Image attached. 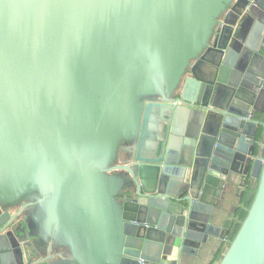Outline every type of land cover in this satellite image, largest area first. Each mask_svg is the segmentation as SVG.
Here are the masks:
<instances>
[{"label": "water", "instance_id": "obj_1", "mask_svg": "<svg viewBox=\"0 0 264 264\" xmlns=\"http://www.w3.org/2000/svg\"><path fill=\"white\" fill-rule=\"evenodd\" d=\"M258 114L264 0H0V264H45L5 208L38 181L87 225L83 264H198L251 179L219 264H264Z\"/></svg>", "mask_w": 264, "mask_h": 264}, {"label": "crops", "instance_id": "obj_2", "mask_svg": "<svg viewBox=\"0 0 264 264\" xmlns=\"http://www.w3.org/2000/svg\"><path fill=\"white\" fill-rule=\"evenodd\" d=\"M166 84L168 82L164 81L163 86L166 87ZM166 88H169L168 94L172 99L178 98V92H173L170 85ZM123 142L124 139L119 140L118 148ZM125 144V147L130 146L129 142ZM118 159L106 165L115 162L124 164L127 160L124 151L120 161H117ZM256 186L257 181L251 179L235 198H227L228 200L223 202L225 212L220 223L229 229L230 234L246 212L248 201L251 200L249 194L255 191ZM112 187L113 189L107 188L111 195L116 186ZM57 192V188L48 182L38 181L35 187L20 192L17 200L6 204L5 208H8L12 215L19 214L20 218H23L24 232L21 237H29L34 245L30 256L47 259L45 264H83L93 252L89 241L90 231L83 221L73 216H65V212H61L62 200L60 201L61 197ZM227 236L225 239L214 238L208 246L202 247L198 264H218L229 242Z\"/></svg>", "mask_w": 264, "mask_h": 264}, {"label": "trees", "instance_id": "obj_3", "mask_svg": "<svg viewBox=\"0 0 264 264\" xmlns=\"http://www.w3.org/2000/svg\"><path fill=\"white\" fill-rule=\"evenodd\" d=\"M257 119L260 120L263 123L259 127L258 134H257V140L259 142L258 148H259V152L261 153L264 150V114H258ZM251 203H252V200L248 201V207L246 209V212L244 213V215H243L242 219L240 220V222L235 226L234 230L232 231L230 239H229L228 246H229L230 242L232 241L233 237L236 235L237 231L239 230L242 222L244 221V219H245V217L247 215V211H248L249 207L251 206ZM228 246L225 249V252L227 251ZM225 252H224V254H225ZM224 254L222 256H220L219 263H220L221 259L223 258Z\"/></svg>", "mask_w": 264, "mask_h": 264}, {"label": "rangeland", "instance_id": "obj_4", "mask_svg": "<svg viewBox=\"0 0 264 264\" xmlns=\"http://www.w3.org/2000/svg\"><path fill=\"white\" fill-rule=\"evenodd\" d=\"M178 57H179V56H178ZM152 87L154 88V87H156V86L153 85ZM166 87H168V84H166ZM125 125H126V124H125ZM125 127H126V126H122V130H121V131H123V130L125 129ZM121 131H120V132H121ZM125 143H126V142H125V140H124V142L122 143V146H126ZM120 149H121V148H120ZM111 154L114 155V152L111 153ZM124 156H126V157L128 158V154H127L126 152H124ZM109 157H111V155H109ZM111 162H113V161H112V158H111V161H110L109 163H111ZM117 164H119V162H115V164H113V165H117ZM115 174L121 176V173H120L119 171H115ZM228 243H229V242H228ZM227 246H228V244H227ZM226 248H227V247H226ZM43 260H44L45 263H46V260H47V259H44V258H43Z\"/></svg>", "mask_w": 264, "mask_h": 264}, {"label": "flooded vegetation", "instance_id": "obj_5", "mask_svg": "<svg viewBox=\"0 0 264 264\" xmlns=\"http://www.w3.org/2000/svg\"><path fill=\"white\" fill-rule=\"evenodd\" d=\"M230 236H231V234H230V233H228V236H227V237H228L229 239H230Z\"/></svg>", "mask_w": 264, "mask_h": 264}, {"label": "built area", "instance_id": "obj_6", "mask_svg": "<svg viewBox=\"0 0 264 264\" xmlns=\"http://www.w3.org/2000/svg\"><path fill=\"white\" fill-rule=\"evenodd\" d=\"M176 104V103H175Z\"/></svg>", "mask_w": 264, "mask_h": 264}]
</instances>
